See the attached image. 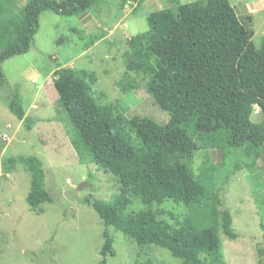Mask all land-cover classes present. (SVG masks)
<instances>
[{"label":"trees","instance_id":"obj_1","mask_svg":"<svg viewBox=\"0 0 264 264\" xmlns=\"http://www.w3.org/2000/svg\"><path fill=\"white\" fill-rule=\"evenodd\" d=\"M104 0H28L16 13L0 0V87L4 63L29 52L44 12L80 16ZM149 30L132 37L125 65L142 74L147 92L170 115L160 125L148 117L135 116L131 123L141 139L146 157L124 167V178L137 184L136 196L145 210L129 212V201L111 202L86 198L106 228L113 227L138 246L168 251L184 264H225L221 233L238 238L231 212L219 194L242 164L253 167L264 154V39L258 49L229 0H202L179 5L177 11L162 9L147 16ZM58 105L78 131L77 152L83 164L107 171L136 158L134 149L112 124L113 107L98 105L91 95L96 83L86 70L60 68L54 72ZM256 105L262 119L252 121ZM9 111L27 129L34 122L26 117L18 87L7 102ZM201 148L223 150L233 161L213 176L203 167L195 176L184 160ZM134 157V158H132ZM174 161L158 166L160 158ZM31 174L27 203L33 212L53 199L45 188L43 162L36 156L4 159L5 174L17 165ZM234 164V165H233ZM173 201L192 211L183 222L159 219L151 208ZM99 264L114 257L113 239L106 231Z\"/></svg>","mask_w":264,"mask_h":264},{"label":"rangeland","instance_id":"obj_2","mask_svg":"<svg viewBox=\"0 0 264 264\" xmlns=\"http://www.w3.org/2000/svg\"><path fill=\"white\" fill-rule=\"evenodd\" d=\"M197 1L202 0H104L80 16L44 12L29 52L4 63L5 81L0 87V264H99L106 231L116 250L114 257L106 258L108 264H184L164 249L140 247L113 227L106 228L83 200L92 197L111 202L121 196L129 201V212L148 208L136 196V182L124 178V167L147 156L131 120L148 117L165 125L170 115L147 92L146 76L127 70V43L149 30L150 13L177 11L179 5ZM27 2L8 0L5 7L19 13ZM229 2L259 49L264 39V0ZM60 68L94 75L91 95L98 105L113 107L112 124L136 152L135 159L107 171L82 163L79 144L76 146L78 131L58 105L53 84L54 72ZM17 87L26 117L34 122L32 129L7 107ZM255 111L252 121L258 123L262 119L259 105ZM233 155L201 148L183 162L195 176L203 167L213 176L233 161ZM18 156H36L43 162L45 188L53 202L42 205L41 213L30 210L27 203L31 174L20 164L12 173H4L2 161ZM173 163L163 157L157 160L158 166ZM242 165L219 194L238 235L230 240L221 233L223 261L264 264V154L253 167ZM81 184L84 187L79 190ZM149 208L159 219L174 224L192 215L190 209L173 201Z\"/></svg>","mask_w":264,"mask_h":264},{"label":"water","instance_id":"obj_3","mask_svg":"<svg viewBox=\"0 0 264 264\" xmlns=\"http://www.w3.org/2000/svg\"><path fill=\"white\" fill-rule=\"evenodd\" d=\"M83 187H84V185H83V184H81V185H80V188H79V190H81Z\"/></svg>","mask_w":264,"mask_h":264}]
</instances>
